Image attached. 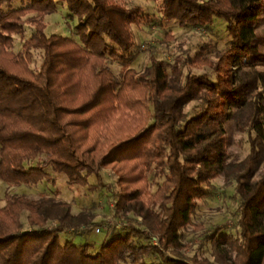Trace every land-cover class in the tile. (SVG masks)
<instances>
[{"label": "trees", "instance_id": "1", "mask_svg": "<svg viewBox=\"0 0 264 264\" xmlns=\"http://www.w3.org/2000/svg\"><path fill=\"white\" fill-rule=\"evenodd\" d=\"M156 1L162 19L183 27L223 19L226 48L212 57L202 43L138 73L132 25L152 24L140 5L0 0V179L37 185L54 181L50 168L70 186L110 189L122 216L134 214L93 251L70 234L102 225L93 214L52 196L9 195L0 203V264H264V0ZM59 3L77 18L79 41L46 34L45 17ZM26 23L34 32L15 52L13 35ZM33 50L42 51L38 67ZM194 65L209 69L197 74ZM233 132L248 136L242 159L230 156ZM217 177L235 185L238 230L209 233L212 257L188 253L182 229Z\"/></svg>", "mask_w": 264, "mask_h": 264}, {"label": "rangeland", "instance_id": "2", "mask_svg": "<svg viewBox=\"0 0 264 264\" xmlns=\"http://www.w3.org/2000/svg\"><path fill=\"white\" fill-rule=\"evenodd\" d=\"M126 6L140 5L145 13L152 20L151 25L134 24L132 30L135 38V49L138 50L139 56L133 62L131 67L138 73L146 71L153 59L173 62L178 55H194L197 48L202 44L208 46V54L214 56L215 52L226 48L229 36L226 32V22L223 19L216 18L212 27H183L177 21H167L162 19L160 12V3L156 0H120ZM24 5L22 1H16L15 7ZM55 13L45 17L46 34L48 36L56 34L67 36L79 41L74 32V26L77 24V18L68 17V9L65 4L59 3ZM264 27V21L261 22ZM34 28L29 23L25 24L24 34H14L15 52L23 49L24 43L31 37ZM170 33L171 35H166ZM34 60L32 67H38L41 62L40 50H33ZM111 68L121 77V65L117 61L111 60ZM264 69V66L261 67ZM209 67L194 65L192 71L197 74L204 73ZM233 130H230L232 132ZM233 144L229 148L231 158H243L250 151L248 136L242 133L233 132ZM50 176L54 181L44 179L37 185L14 184L0 179V198L1 206L6 204L7 197L12 194H26L32 198L41 196H52L62 199L72 204L74 213L85 212L93 214L97 221H103V224H109L108 229L96 231L99 224H91L87 228L84 225L78 226V232H70L74 240L80 241L84 238L92 241L93 251L99 249L104 241H108L113 233L120 231L122 227H127L134 218V214L128 216L131 219H125L122 211L117 208V199L112 196V191L104 188L100 192L90 190L88 187L70 186L64 173H54L48 169ZM106 181H115L117 176L109 167L101 169ZM95 178H91V183ZM213 188L210 189V195L199 200L197 207L192 215V224L182 229V239L187 243L186 251L193 253L198 251L202 254L212 257L209 233L216 227L221 226L224 230L236 233L237 227V207L238 198L235 196L234 184L227 183L223 177H217L213 180ZM118 190L119 185H114ZM157 185L152 183L151 192L155 193ZM26 215L23 216V220ZM112 223V224H111ZM102 224V225H103ZM120 224V225H119ZM81 231L82 229H84ZM145 240V239H143ZM146 241V240H145ZM153 241L160 245L159 236H155Z\"/></svg>", "mask_w": 264, "mask_h": 264}, {"label": "built area", "instance_id": "3", "mask_svg": "<svg viewBox=\"0 0 264 264\" xmlns=\"http://www.w3.org/2000/svg\"><path fill=\"white\" fill-rule=\"evenodd\" d=\"M112 224V223H111ZM120 225V224H119ZM108 227H109V224H103V225H100V226H97L96 227V231L97 232H100L102 229L104 230V229H108Z\"/></svg>", "mask_w": 264, "mask_h": 264}]
</instances>
